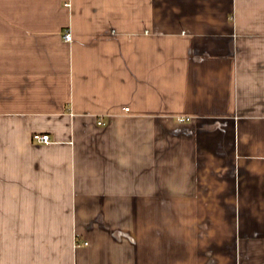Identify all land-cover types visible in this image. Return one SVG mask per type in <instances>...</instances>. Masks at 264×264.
<instances>
[{
	"label": "crops",
	"instance_id": "0c3cea01",
	"mask_svg": "<svg viewBox=\"0 0 264 264\" xmlns=\"http://www.w3.org/2000/svg\"><path fill=\"white\" fill-rule=\"evenodd\" d=\"M0 264H264V0H0Z\"/></svg>",
	"mask_w": 264,
	"mask_h": 264
},
{
	"label": "built area",
	"instance_id": "2783aa9c",
	"mask_svg": "<svg viewBox=\"0 0 264 264\" xmlns=\"http://www.w3.org/2000/svg\"><path fill=\"white\" fill-rule=\"evenodd\" d=\"M64 38L68 41L71 40V32L70 30H67L64 33ZM189 119V118H187ZM181 120H184V118H181ZM33 139L36 140L37 142H43V143H48L50 142V135L49 134H41V133H34L33 134ZM87 244V242H86Z\"/></svg>",
	"mask_w": 264,
	"mask_h": 264
}]
</instances>
